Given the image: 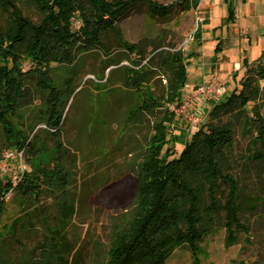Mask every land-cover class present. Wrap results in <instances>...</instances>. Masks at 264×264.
<instances>
[{
    "label": "trees",
    "instance_id": "16d2710c",
    "mask_svg": "<svg viewBox=\"0 0 264 264\" xmlns=\"http://www.w3.org/2000/svg\"><path fill=\"white\" fill-rule=\"evenodd\" d=\"M2 1L11 7L5 25L0 27V126L7 136V147L21 152L28 168L15 185L0 176V264H70L76 243L69 239L67 230L74 207L66 196L71 174L61 128L72 90L67 82L57 84L53 80L52 65L73 66L78 52L93 48L110 55L102 41L107 31L127 52H135L138 59L132 65L139 64L146 58L144 48L122 41L117 22L137 4L146 3L154 12L160 7L151 0H20L41 16L35 23L9 0ZM185 1L194 7L198 4V0ZM227 11L230 18L229 3ZM192 38L200 39L199 27ZM175 47L171 43L166 49L153 45L154 53L147 59L155 60L164 75V91L159 94L143 86L157 74L127 67L125 86L140 98L126 112V120L135 124L149 116L151 132L135 163L133 207L113 228L103 264H166L182 247L192 263L198 264L200 243L218 227L225 230L227 245L236 241L238 232L248 237L249 227L239 217L238 181L230 172L235 158L233 131L219 117L221 111L237 105L244 112V124L254 127L255 140L264 141V116L256 106L250 116L246 113L247 103L260 96L264 52L251 66L243 59L247 69L239 88L208 109L206 121L182 139L181 149L173 156L174 151L166 144L174 114L166 104L180 99L186 81L185 56ZM24 63L27 69H23ZM30 76L35 79V88L44 94L36 118L44 124L48 138L38 129L33 132L34 125L25 134L16 123L27 99ZM8 193L18 199L21 212L5 225L1 216ZM45 195L57 198L54 212L43 207ZM37 219L41 241L20 254L12 252L15 248H10V241L18 242V230H28Z\"/></svg>",
    "mask_w": 264,
    "mask_h": 264
},
{
    "label": "rangeland",
    "instance_id": "374dc122",
    "mask_svg": "<svg viewBox=\"0 0 264 264\" xmlns=\"http://www.w3.org/2000/svg\"><path fill=\"white\" fill-rule=\"evenodd\" d=\"M9 1L32 22L40 20L41 16L21 4L20 0ZM151 1L160 7L158 12L152 11L146 3H140L117 22L122 41L144 48L146 58L139 64L132 65V61L138 59L135 52H127L114 34L107 31L102 35V41L110 55H103L93 48L78 52L73 66L52 65L53 80L57 84L67 82L72 90L61 128L71 174L66 196L74 207L67 230L69 239L76 243L70 264H103L113 228L127 218L133 207L135 163L151 132V119L144 116L135 124L126 120V112L135 107L140 98L137 92L125 86L127 67L157 74L143 86L159 94L164 91V75L155 66V60L149 62L147 59L154 53L153 45L166 49L167 44H175V48L181 49L185 56L186 81L182 93L187 94L196 86L208 83L212 73H216L225 91L213 105L224 100L234 88H239V80L247 69L243 59H247L251 66L264 52V23H226L223 18L226 8L221 0H198L196 7L185 0ZM201 1L202 5L209 7L207 10L199 9ZM210 1L220 8L219 17L212 15L210 19ZM10 7L0 0V27L5 25ZM205 15H209L206 21ZM197 27L199 40L192 38ZM238 27L246 34L239 29L237 31ZM110 63L114 64L110 66ZM27 67L24 63L23 69ZM34 81L33 76L27 79V99L16 123L25 134L34 125L33 132L38 129L42 137L48 138L44 124L36 118L44 94L35 88ZM259 87V98L246 105L248 116L254 106L264 116V79L259 80ZM207 111L196 127L206 121ZM219 118L228 122L233 131L235 158L230 172L239 185V217L249 231L247 239L238 232L236 241L229 245L224 241L223 228L209 232L200 243L198 264H264V141L255 140L254 127L244 124V112L237 105L221 111ZM171 127L166 147L176 156L182 139H187L195 126L174 115ZM7 150L16 153L14 148L7 147V136L0 126V176L5 179L10 174L4 173L1 166L15 172L19 162L18 154L4 158ZM21 161L28 168L22 154ZM56 199L45 195L42 198L43 207L48 212H54L53 201ZM5 200L6 209L1 223L8 225L21 211L18 199L11 193L6 195ZM39 223L40 219L32 220L28 230H18V242L10 241V248H15L12 252L20 254L41 241ZM166 264L193 263L189 252L182 247L169 257Z\"/></svg>",
    "mask_w": 264,
    "mask_h": 264
},
{
    "label": "built area",
    "instance_id": "2783aa9c",
    "mask_svg": "<svg viewBox=\"0 0 264 264\" xmlns=\"http://www.w3.org/2000/svg\"><path fill=\"white\" fill-rule=\"evenodd\" d=\"M74 23L76 24V22ZM224 91V86L217 79V74L212 73L208 83L196 86L187 94H183L181 91L180 99L177 102L168 103L166 106L175 116H181L188 120L195 126L194 130H196L198 128L196 126L199 123V119L203 116L204 110L210 108L211 103H214ZM200 103H202L203 106H199ZM13 154L19 155L17 170L13 172L4 166H1V169L4 173L10 174L9 179L12 185H15L21 179L27 167L21 161V152L15 153L12 150H7L4 153V158H9L13 156Z\"/></svg>",
    "mask_w": 264,
    "mask_h": 264
},
{
    "label": "crops",
    "instance_id": "0c3cea01",
    "mask_svg": "<svg viewBox=\"0 0 264 264\" xmlns=\"http://www.w3.org/2000/svg\"><path fill=\"white\" fill-rule=\"evenodd\" d=\"M217 0L216 2H218ZM222 5L225 6L226 11L223 14V18H225L226 23H232L235 24L239 22V24H252V23H264V0H221ZM229 5L232 8V15L230 18H228V11L227 6ZM208 6L202 5V1L199 4V9H208ZM210 9H211V15H218L220 14V8L215 5V3H211L210 1ZM209 19V15L204 16V21ZM243 34H246L241 27L237 28V31H239ZM212 104V103H211ZM212 106V105H210ZM206 111L208 109H205ZM204 110V113H205Z\"/></svg>",
    "mask_w": 264,
    "mask_h": 264
}]
</instances>
